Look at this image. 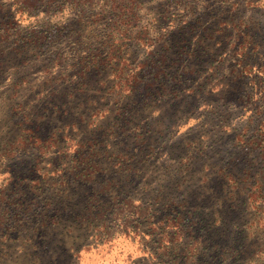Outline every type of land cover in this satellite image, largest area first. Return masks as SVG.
<instances>
[{
    "label": "rangeland",
    "instance_id": "1",
    "mask_svg": "<svg viewBox=\"0 0 264 264\" xmlns=\"http://www.w3.org/2000/svg\"><path fill=\"white\" fill-rule=\"evenodd\" d=\"M3 31L0 264H264V0H0Z\"/></svg>",
    "mask_w": 264,
    "mask_h": 264
},
{
    "label": "trees",
    "instance_id": "2",
    "mask_svg": "<svg viewBox=\"0 0 264 264\" xmlns=\"http://www.w3.org/2000/svg\"><path fill=\"white\" fill-rule=\"evenodd\" d=\"M8 21H10V20H7L6 22H8ZM15 31H16L15 39L17 41L25 42L27 45H30L27 48L29 50L33 51L35 49H40L43 46V44L45 43V42H42L43 41L42 38H35V36L31 33L32 31L24 29L23 30L24 32H21L17 28L15 29ZM22 36H26L27 38H22ZM8 37L9 36H7L6 31H3L0 34V43H1L2 40L6 41V39H8ZM28 40L29 41L31 40L32 42H29ZM14 52H16L15 56L17 54H19V52H17V48L14 49ZM0 55H1V49H0ZM91 59L94 60L93 58H91ZM0 60H1V57H0ZM91 63L92 62L89 61L88 65H91ZM127 81L128 80H126V83H127ZM129 82L131 83V81H129ZM126 87H128V85H126ZM21 131H22V133L17 138H15L12 142H10L8 144L9 145L8 149H12L14 146H18V144L30 143L33 146V148L37 147L40 152H44L48 148V146L50 145V142L53 139V136L52 137L49 136L47 138L46 137L44 138V137H42V136H40L38 134H35L34 130H30L31 132H28L29 133L28 136L25 135V132L23 131V129ZM89 145H91V143L88 144V146ZM86 146H84V147H86ZM81 148L82 147L78 148L75 151V154H74L75 157L73 158V161H72L73 165L75 167H77L79 165H82V166H85L86 168L89 169V167L94 164V161L92 162L91 155L89 154L88 151H85L83 153V154H87L88 153V155L82 157L81 153L79 151ZM54 217L57 218L58 216H54ZM52 225H53V223H52Z\"/></svg>",
    "mask_w": 264,
    "mask_h": 264
}]
</instances>
